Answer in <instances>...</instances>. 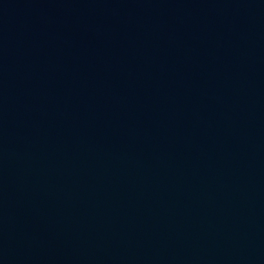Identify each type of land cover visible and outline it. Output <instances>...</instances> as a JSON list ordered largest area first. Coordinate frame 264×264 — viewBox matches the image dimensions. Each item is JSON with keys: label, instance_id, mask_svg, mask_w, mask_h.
Wrapping results in <instances>:
<instances>
[{"label": "water", "instance_id": "obj_1", "mask_svg": "<svg viewBox=\"0 0 264 264\" xmlns=\"http://www.w3.org/2000/svg\"><path fill=\"white\" fill-rule=\"evenodd\" d=\"M0 264H264V0H0Z\"/></svg>", "mask_w": 264, "mask_h": 264}]
</instances>
